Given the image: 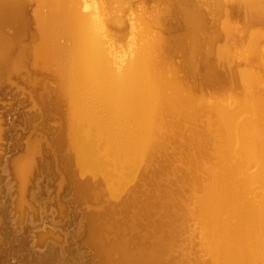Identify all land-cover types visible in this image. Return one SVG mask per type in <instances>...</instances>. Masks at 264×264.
Instances as JSON below:
<instances>
[{"label": "rangeland", "instance_id": "rangeland-1", "mask_svg": "<svg viewBox=\"0 0 264 264\" xmlns=\"http://www.w3.org/2000/svg\"><path fill=\"white\" fill-rule=\"evenodd\" d=\"M41 1L42 0H32L33 6L31 12L34 18L35 32L34 39L31 44L32 49L30 51L35 65H37L36 56L39 58V60H41V63L45 65L46 69L43 70L47 74L45 81L47 82L48 87L45 88L44 94L38 95L39 97L34 95L30 97L29 89L27 88H22L18 92H9L5 94V99L1 101L2 106L0 107V117L9 118L10 120L8 123H12L14 121L13 124L15 129L13 128L12 133H14V131L17 133L20 132L19 143L25 144L23 149L24 151H20L18 153L22 156H19L24 159L23 157L26 156V153L27 155L31 154L30 156L25 157V161L27 160V162L30 163L32 167L35 156L42 148V145L46 144L45 141L47 140V135L45 134V126L41 120V113L43 111V107H45L47 104L44 102V98H53L52 93H54V91L56 90L55 95L57 97L62 96L67 98L60 100L62 109H65V117L69 120V124L68 121H66L68 125H64V139L66 140L67 145L73 144V141H78L79 144H81L84 148V151H91V153L86 152L87 158L85 154L83 155L82 153V160H77L76 163L79 167L77 176L81 177L83 169L87 170V173L85 172L84 175L85 178L83 179L88 181L86 182L88 191L91 189V186L89 189L88 184L92 183V185L94 186L95 183H100L101 180H106V186H101L99 184L101 188L97 187L95 188V190L92 188L89 192L87 191L88 193L85 192L88 196L87 198L90 199L86 198L85 193V195L81 194L78 196V198L85 197L86 200H92L91 197H94L98 194L99 197L103 196V202H100L99 204H97V206H89L90 209H88L89 207L87 209H84V205H80L77 207L78 209H76L80 210V207H82V210H80L81 212H84L85 210L92 211L94 213L95 210L101 209L102 206L111 207L109 209L107 208L105 212L106 218L109 219L110 216L119 217L120 220L123 221L122 226L124 227V229L121 231L122 233L127 232L126 229L128 230V225H130V228L133 229V224L136 220H138L139 224H145L144 227L146 230L144 229L142 231L141 235L143 236L138 239L135 251L144 250L147 252H151L154 250L155 243L157 241L165 243L170 242L172 248H170V251L165 254L168 264H201L203 260L205 264H220L219 262L222 263L224 252L223 249L220 248V242L225 237V234L228 233V236L231 238L234 234L237 233V221L234 222V220H236L237 218L233 213L230 212H234V210H236V212L239 211L238 213H240V211L241 213H244L243 210H246L245 213L248 212V214H251V210H249V208H254L252 209L253 213L255 211H262L264 208V178H262L264 177V175L261 176V178L259 177V179L258 177H253L254 179L251 178L255 175L256 172L260 170L261 173L264 174V21L258 19L256 21L252 20L251 17H249L246 5L242 0H73L78 4L76 6L79 12L88 15V17L96 24V29L99 32L101 48L104 57L108 61V65L113 70V72L116 74H122L131 64H140V61L141 63H145L144 59L148 60L149 58L151 65L147 67L145 63L144 69H146L144 71L147 75L152 77V84L154 86L160 87L162 100L156 103L157 106H155L154 109L157 107L159 109H155L158 111H154L153 109L154 113H152V116L159 120V122L160 120H162V123L160 122L162 128L160 130L161 132L157 134L158 136L154 135L157 136V138L152 136L153 138L144 140L145 144L141 143V145H133L131 146V148L126 146L123 149V157L125 156V159L123 158V162L121 161L119 165L117 164L115 166V168L112 164L113 161H111L99 151L97 142L93 140V138H91V135H89L87 122H85L82 118H79L78 115L76 116V114L71 109L69 97L64 92L60 91L59 87H57V76L59 73L60 77L61 59L57 55L49 58L41 51V33L37 24V18L40 14H43L46 11V7L43 6V3H41ZM185 1H187L189 4L187 2L185 3ZM178 2L180 4H178ZM182 5H185V7L188 9H193L192 5L195 8L197 7L196 9L194 8V10L200 17L199 18L197 16L198 20L199 22L200 20L204 22V24L200 25V29L203 28L201 29L203 32L199 30V33L201 31V35H199V33H195L196 35H194L196 39L198 38L196 40L197 46L195 43L194 47L192 46V41L190 43L193 34H191V32H188L187 28L184 27L182 18L180 16L181 14H179L181 10H184L181 9L183 7ZM164 8L170 10L169 12L171 15L169 14L163 16L164 14L162 12V9ZM186 8L185 10H187ZM212 10H215V12ZM160 13L163 15H161ZM174 16H176L177 19H175ZM170 17L175 20L173 27L174 29H172V32L174 34L172 32H168L167 30L168 27L166 25V21ZM201 17L204 19H202ZM116 21L118 23H116ZM164 33H166L168 36ZM58 35L61 36V34ZM62 36L64 35L62 34ZM62 36H57L56 42L58 43L56 44L63 47H69L71 45V39L67 36ZM198 40L200 42H198ZM169 47H171V49H168ZM35 48H38L40 50L39 52L41 55L38 56L37 53H35ZM145 48L146 50H144ZM143 50L146 53L145 55H143ZM214 52L216 53V55ZM138 53L140 56L138 55ZM23 54L26 55L25 52H23ZM144 56L148 58L145 57L142 61L141 58H143ZM200 56L203 59H201ZM138 57L140 60L136 61ZM182 60L183 63L181 67L180 63L182 62ZM208 60H210L211 62ZM198 63L202 68H200ZM202 63L205 65V67ZM208 65H210L211 67L210 70L207 69V71H212L211 73L209 71L206 72V68L209 67ZM149 67H152L150 68L152 69V71L149 70ZM152 72L154 75L152 74ZM203 72L204 74L206 73V76L203 74ZM202 76L203 79H201ZM202 80H204V82L206 81V83H203ZM171 86L173 87V89H170L172 88ZM174 87L176 88L174 89ZM173 90H176V92L174 91L175 93H177L176 95H174ZM179 92L180 97H178ZM90 97L92 99V105L94 106L93 110L96 109V111L94 110L96 113L103 116L106 115V112L103 113V107L101 105L99 106L100 103L98 101V98L95 95H91ZM179 98H183V100H179ZM177 99L178 101H176ZM170 101H173L172 104ZM182 101H185L184 106L180 103ZM67 103H69L70 112L73 118L68 112ZM96 103L99 104L97 105ZM218 104L222 107V109L224 108L225 111L231 114L236 112V116L235 114H233L234 116L231 115L233 119L231 118V122H228L230 125L232 124V127H228V123L226 124L221 118L216 116L217 114L212 108H214V106H218ZM177 105L180 106L181 110L185 112H182L181 110L179 111ZM188 106L194 108L189 109ZM206 106H208V108ZM204 107L206 109H203ZM242 107H244V110ZM171 108H173L174 111ZM169 109L171 110L170 112L167 111ZM184 113L187 115H185ZM173 114H177L178 116H174ZM52 116L57 117L56 115H54V113ZM245 117H247V119L252 122L255 139L258 140V145L256 146L257 156L251 163H249V159H247L248 155H246V152L244 150H238L240 148L237 126H239L240 121H242V119ZM188 118H190L189 121L192 120V118L193 120L189 122L187 121ZM184 120L187 122H185ZM163 123L164 125H162ZM49 124L53 129L57 127L59 123L51 120ZM59 125L62 127L61 124ZM115 126H119L118 128H115V132L118 131L116 132V134L120 135L125 128V123L115 124ZM195 128L199 131V135L198 131L195 130ZM7 129L8 126L6 127V131ZM0 130V142H2L3 127L1 126V120ZM161 133H163L165 136ZM195 133L199 138L197 137V135H195ZM159 134H161V136ZM27 141L29 144L27 143ZM183 141L185 142L183 143ZM48 142L50 143V147L47 155V160H49L51 163L53 162L56 166L55 168L57 169V171L62 174L59 171L58 167L60 155L57 152L58 146L61 145V141L59 138H57L56 140H53V138H51L48 140ZM185 146L187 148H185ZM25 148L27 152L25 151ZM28 148L31 150V152ZM32 148H35L36 153H34L35 151H33ZM67 148L69 149V147ZM108 153L112 155V153ZM223 155L224 157H227V159L223 158ZM20 157H17L14 161L20 160ZM191 157H193V159ZM194 160L196 163L194 162ZM2 161L4 162V164L6 163L5 159ZM152 161L155 162L154 165L149 166ZM90 162L93 163L94 168L88 166ZM86 163L89 170L83 168ZM123 163H125V167ZM248 163L250 166H246ZM46 169L47 165L45 164L44 171ZM115 169L117 170V172H119L118 174H116V171L115 173L113 172ZM32 170L33 169L31 168V174L33 175ZM138 172H142L145 177L149 178L150 176V179L146 178L145 180H138L136 177L137 174L134 175V173ZM252 173L254 175H252ZM86 175H89L88 177L91 176V182ZM179 175L180 177H177ZM4 176L7 177L6 179L7 181H9L12 187L10 190L11 200L9 210L12 215H16L15 223H17L20 212L16 209L15 206V202L17 200L16 198L18 197V179L16 178V175L14 173V163H12L10 170L6 166L5 174L0 173V179ZM173 176H176L175 179H173ZM40 178H42V174L38 177V179ZM97 178H99L100 181H98ZM176 178L179 179L177 182ZM111 179L114 180L115 183L112 182ZM63 180L64 177H62L61 175L59 180L60 182L57 183L58 190L61 189ZM136 180L138 184L142 183L143 185L141 184V189H136L135 192L131 193V197L129 198L132 199V203L134 202L133 204L130 203L124 207H121L122 205H114L115 203H113L112 199H110V203L108 204L109 195H119L124 191V188L127 190L129 186L136 188L134 185L136 183ZM166 180L172 183H161V181L166 182ZM174 180L175 182H173ZM174 183H178L177 186L179 188ZM182 183H184V185ZM30 184L31 182L28 184V186ZM39 185L43 186L42 182H39ZM181 185H183L182 187L185 190L181 187ZM209 185L214 189H210L211 187H209ZM111 188H113V190ZM174 189L178 191V195L176 191H174ZM36 190V186L32 185L31 188L27 191V200L30 203V206L34 205L32 202V198L30 197V193L34 195L36 193ZM150 192L152 193L150 194ZM191 192H193L194 194ZM70 193V191L65 190V192L62 194V198H69ZM210 193L216 194L215 198L213 199V209L212 206H209L212 204L209 203L208 205L210 209L214 210V208L216 209L217 207L221 209V211L220 209L215 210L216 212L217 210L219 211L217 212V214L219 213V220L216 223L212 222V220H216V218H213L216 217V215H213L216 214V212L211 211L209 207L205 206L203 203L202 196H207L206 194ZM98 195L96 197H98ZM189 195L191 200V196H197L198 198H200L199 201L202 207L199 214L201 216H198V220L191 217H186V220V218H184L183 216L186 207L183 208L184 210L182 208L179 209L180 203L182 201H186V203L188 202L186 198ZM216 200L218 201V203L216 202ZM186 203L184 204V206L186 205ZM69 204L70 210L72 208L71 202H69ZM156 204L160 205L161 214H164L162 218L160 216L161 219L158 218L159 222H161L163 219L166 220V215H168L169 211L173 214L172 216L175 217L172 223L168 225L167 228L162 226V224H160L158 227H152L150 226V223L148 224V226L147 223H145L150 220V217H154L157 215V210L152 211L153 213L151 214H148L146 212L147 209H153ZM190 205L193 206V204ZM26 208L27 207L24 206L23 211ZM140 208L143 210L144 214H141V217H139V219L137 218V215H140L138 213V210ZM35 212H37V210H35ZM181 212L183 213L180 217ZM210 212L213 213V217L208 214ZM229 213L233 214L235 219L232 215H229ZM144 215L147 217H144ZM74 218L77 223L80 222L78 220H85V217L83 216ZM88 220L91 226L98 225V228L100 223L102 222H96L91 217L88 218ZM130 221L131 224H129ZM198 221L200 223H198ZM189 222H191L192 224L190 223L188 226L187 223ZM204 222H212L210 225L212 226V228L211 230H206V232L204 231L203 237V230L208 228V225L206 226ZM221 223L224 224L221 225V230L223 228V230L227 229V231H222L223 237H221L219 229ZM194 224H196V226ZM189 227L192 229H190ZM194 227L197 229L196 232H194L196 230ZM86 228L90 230L89 225H86L85 229ZM147 228L149 231L147 230ZM86 231L84 230V232ZM173 231L174 233L177 232L175 233L177 236L174 235L173 237ZM171 233L173 234L171 235ZM186 233L194 236H190L189 234L187 235ZM171 241L173 242L171 243ZM191 242L193 243L191 244ZM183 244L186 245L184 246ZM209 244L211 245L209 246ZM186 246L187 248H185ZM189 246L191 247L189 248ZM205 247L209 250L207 251ZM130 248H133L132 244L130 245ZM117 251L121 252V258L114 262L120 261L123 257L124 250L118 249ZM183 253L185 254V256L183 255ZM193 254L197 255L195 256ZM197 256L198 258L201 257L199 258L201 260L203 258L204 259L197 262L199 260L198 258H196ZM220 257H222L221 261Z\"/></svg>", "mask_w": 264, "mask_h": 264}, {"label": "bare ground", "instance_id": "bare-ground-1", "mask_svg": "<svg viewBox=\"0 0 264 264\" xmlns=\"http://www.w3.org/2000/svg\"><path fill=\"white\" fill-rule=\"evenodd\" d=\"M118 1H121V0H118ZM242 1L246 5L249 17H251L252 20L256 21L258 19V20L264 21V0H242ZM186 2L187 1H185V3ZM41 3H43V6L46 7V11H45V13L40 14L37 18L38 19L37 24L39 27V31L41 33L40 48H41V51L47 55V57L51 58L52 56L57 55L61 59V61H60L61 62L60 63V77H59V73H58L57 87H59V90L64 92L69 97L71 109L76 114V116L78 115L79 118H82L85 122H87L89 135H91L92 136L91 138H93V140H95L97 142L98 147H99V151L101 153H103V155H105L111 161H113L112 164L115 167L117 164L119 165L120 162L125 157V156L123 157V152H124L123 149L126 146L131 148V146H133V145H137V144L141 145V143L145 144L144 140L149 139V138H153L152 136L160 133L161 132L160 130L162 129L161 125H160V122L162 120H160V122H159V120H157L156 118H154L152 116V113H154V111H158V110H155L158 107L154 109V107L157 106L156 103L159 102L160 100H162V97L160 94V87L154 86L151 82V81H153L152 77L147 75L144 71L146 69V68L144 69L145 63H146L147 67L149 65H151L150 61H149L150 59L148 57L144 56L143 58H141L142 61L145 57L148 58V60L144 59L145 63H143V62L141 63V61H140V64H136V65L131 64L122 74L114 73L113 70L109 67L108 61L104 57V54H103V51L101 48V41H100V37H99V32L96 29L97 28L96 24L88 17V15L79 12V10L77 9V6H76V5H78L77 3H75L73 0H42ZM178 4H180V3L178 2ZM218 4H219V2H218ZM193 5H192L193 9H188L185 7V5L184 6L182 5L187 10H185V8H183V7L182 8L180 7L181 9H184V10H181L179 14H181L180 16L182 18V22L184 24V27L187 28L188 32H191V34H193L192 39L190 40V43L192 41V44H193L192 46L194 47L196 40L198 39V38L196 39L194 37V35L198 34L199 30L203 29V28L200 29V27H201L200 25L204 24V22H202L201 20L199 22V20H198L199 15H197V12H195V10H194L195 7ZM186 6H188V5H186ZM175 7H176V5H175ZM11 8H13V7H11ZM9 9L10 8H3L0 6V25L6 24L8 22L10 23V21H13L14 23H16L15 22L16 21L15 16H17L18 14L15 11H17V10L15 9L13 14H9V13H11ZM18 10H20V9H18ZM169 11L170 10H168L167 8H164V9H162V12L164 15L161 13L160 14L163 16L169 15L170 14ZM212 11L215 12V10H212ZM178 12H179V10H178ZM218 12H219V10H218ZM22 13L24 14L23 11H22ZM174 17H175V19H177L176 16H174ZM202 19H204V18H202ZM116 23H118V22L116 21ZM17 25H19V24H17ZM18 30L20 32V29H18ZM201 31H200V33H201ZM200 33H199V35H201ZM58 34H61V36L63 34L64 36L69 37L71 39V45L69 47L68 46L63 47V46H59L58 44H56V43H58V42H56L57 36L61 37ZM179 35H181V34H179ZM64 36H62V37H64ZM33 37H34V35H33ZM67 37H65V38H67ZM201 38H202V36H201ZM185 39H186V36H185ZM198 42H200V41L198 40ZM198 44H201V43H198ZM196 46H197V43H196ZM142 48H143V46H142ZM144 50H146V48ZM195 50H196V48H195ZM207 50H208V48H207ZM209 50H210V48H209ZM39 51L40 50L38 48H35V53H37L38 56L41 55ZM143 51H140V52H143ZM23 52H24L23 48L20 49L19 47H15L13 45L12 41H10V40L4 41L0 38V83L5 81V79H8L7 76H9L10 74H12L18 70V66L15 63H12V64L8 63V59L10 58V55H13V56L16 55V57H18V56L20 57V56H22ZM145 54L146 53L144 51L143 55H145ZM138 55H139V53H138ZM143 55H141V56H143ZM215 55H216V53H215ZM136 56H137V52H136ZM40 57H42V56H40ZM36 59H37V65L40 64V66L43 67V69H46L45 65L41 63V60H39V58L37 56H36ZM201 59H203V58L201 57ZM137 60H140L139 57H138V59H136V61ZM208 61H210V60H208ZM211 64H213V63H211ZM199 66H200V64H199ZM203 66L205 67L204 64H203ZM208 66L209 67L206 68V72H208L210 70L211 66L210 65H208ZM150 68H152V67H149V70L152 71V69H150ZM200 68H202V67L200 66ZM207 69H209V70L207 71ZM155 70H157V69H155ZM210 73H208V74H210ZM152 74H153V72H152ZM203 74H204V72H203ZM202 78H203V76H202ZM209 78H210V76H209ZM220 80H222V79H220ZM215 81H216V79H215ZM175 88L176 87H174V89ZM170 89H173V87ZM186 90H187V88H186ZM55 91H54V93H52L53 98H51V97L46 98L45 97L44 102L49 103V104H46V106L48 105V107H49V105H50L51 108L54 110V112H53L54 115L58 116V115H60V111L58 110L60 100L67 99V98L62 97V96L57 97L55 95ZM174 91L176 92V90H173V92ZM175 92H174V95L177 94ZM215 92H217V91H215ZM212 93H213V91H212ZM162 94H163V92H162ZM179 94H180V92L178 93V97H180ZM91 95H93V96L95 95L98 98V101L100 104L99 103H96V104L97 105L99 104V106L101 105L103 107V109H104L103 113L106 112L107 113L106 115L103 116L101 114L96 113L95 112L96 109H94L95 111L93 110L94 106L92 105V99L90 97ZM95 98H93V99H95ZM180 99L183 100V98H179V100ZM176 101H178V99ZM172 102H171V104H172ZM184 102L182 101L180 103L184 106ZM161 105H159V106H161ZM67 107H68V112L72 116V114L70 112L69 103H67ZM170 107H173V106H170ZM206 107L208 108V106H206ZM244 107H246V106H244ZM244 107H242L243 110H244ZM178 108L180 111L181 110L180 106H178ZM188 108L193 109L194 107L192 108L191 106H188ZM153 109H154V111H153ZM171 109L174 111L173 108H171ZM175 109L177 110L176 107H175ZM203 109H206V108L204 107ZM212 109L217 114L216 116L221 118L226 124L228 122L229 123L231 122L230 121L231 118L233 119V117H231V115L235 114V116H236V112L231 114V113L225 111L224 108L222 109V107L219 106V104H218V106H214V108H212ZM167 111L170 112L171 110L169 109ZM182 112H185V111H182ZM211 112H213V111H211ZM53 113H52V115H53ZM174 113H176V112H174ZM161 115H162V113H161ZM176 115H174V116H176ZM185 115H187V114H185ZM189 116H190V114H189ZM189 116H187V117H189ZM72 118H73V116H72ZM189 119L190 118H188L187 121H189ZM192 120H193V118H192ZM192 120H190V121H192ZM187 121H185V122H187ZM13 122L8 123V129L6 131V135L9 138L12 135V133H9V132L11 130H13V128H14ZM119 123H125V128L123 129V132L120 135H117L116 132H118V131L115 132V128H118L119 126L116 127L115 124H119ZM66 124L67 123H65L64 125H66ZM64 125H62V127L59 130H57V133L55 134V136L53 138V140H56L57 138H59L61 141V145L58 146L57 152L60 155L58 167H59V171L62 174H60L57 171V169L55 168L56 166L54 165L53 162L51 163L49 160L46 159L45 164L47 165V169L42 174V178L35 180V182L33 183V185H35L36 189H37L36 193L34 195L32 193H30V197L32 198V202L34 204L32 206H30V203L27 200V191H28L29 186H30V185L28 186V184L31 182V177H32L31 168L33 169V166L31 167L30 163H28L27 160L25 161V157L30 156L31 154L27 155V153H26L25 154L26 156L23 155L24 159H22L20 156H18L21 159L13 162L14 163V173L16 175V178L18 179V192H17L18 197L16 198L17 199L16 202L14 200L16 209L19 210V212H20L19 219L17 220L18 224L15 223L16 215L15 214L12 215V213L9 210V207H10L9 205H10V200H11L10 190L12 187H11L9 181H7L6 176H4L3 178L0 179V264H168L167 257L165 254L168 251H170L169 249L172 247L170 245V242L165 243V242H160V241H157L155 243V248L151 252H147L144 250H137L135 252H127L124 248L127 246V243L125 242L126 240L125 239L121 240V242L117 245H114L111 248V250H112V252H115L118 249H123L124 253H123L122 259L118 262H114L111 259H107V258H109L108 257L109 253L106 252V254H105V252L103 250V246H102L103 245L102 244L103 239H102V236L99 235L98 227H97L98 225L97 226L92 225L93 226L92 227L89 224L88 218L91 217L96 222L102 221L99 218L103 217L102 215H104V214H101V213L105 212L107 210V208L109 209L111 207H109V206L103 207L102 206L101 209L95 210L94 213L92 211H85V210H84V212H81L80 210H82V207H80V210H77L78 209L77 207L80 205H84V209L85 208L87 209L89 207V202H91V200H86V198L88 197L87 194L85 193L88 191V186H87L86 182H88V181L83 179V178H85L84 175H85V172L87 173V170L83 169V171L81 173V177L77 176L79 167L77 166L76 162L78 159L82 160V156H81L82 153H83V155L85 154V156H86V152L91 153V151L90 150L84 151V148L82 147L81 144H79L78 141L77 142L73 141V144L67 145L66 140L64 139ZM162 125H164V123ZM171 125H172V123H171ZM229 126L232 127V124L231 125L229 124L228 127ZM231 127H230V129H231ZM237 127H238V129H237L238 135H239L238 141H239V148H240L238 150H244L246 152V155H248L247 159H249L248 160L249 163H251L257 156L256 155V146L258 145V140L255 139V133L253 132L252 122L249 119H247V117H245L242 119V121H240L239 126H237ZM256 127H258V126H256ZM195 130H197V129L195 128ZM163 133H164V131H163ZM163 133H161V134H163ZM0 134H1V130H0ZM161 134H159V135L161 136ZM201 134H202V132H201ZM195 135H197V134L195 133ZM198 135H199V131H198ZM198 135H197V137H198ZM157 136H154V137L157 138ZM185 141H183V143ZM153 142H155V141H153ZM191 142H192V140H191ZM27 143H28V141H27ZM67 147H69V149ZM185 148H187V147L185 146ZM32 149H33V151H35V148H32ZM59 150L61 152H59ZM25 151H26V148H25ZM30 152H31V150H30ZM108 152L112 153V155L109 154ZM34 153H36V151ZM224 155H223V158L227 159V157H224ZM86 158H87V156H86ZM191 158L193 159V157H191ZM223 158H221V159H223ZM128 162H129V160H128ZM194 162H195V160H194ZM154 163L155 162L152 161V163L149 166L154 165ZM249 163L246 166H248ZM123 164L125 167V163H123ZM188 165H187V167H188ZM190 165H191V163H190ZM88 166H90L91 168H94L93 163H91V162L88 164ZM88 166L86 163V165L83 168H86L89 170ZM5 170H6V163L4 164V162L1 160L0 161V173L5 174ZM115 171L117 172L116 169L113 172L115 173ZM32 172H33V170H32ZM118 173L119 172H117L116 174H118ZM172 174H174V173H172ZM61 175H62V177H64V180H63L61 189L58 190V184L57 183L60 182L59 180H60ZM134 175H136L138 180H145L146 178H148V177H145L142 174V172L134 173ZM252 175H254V174L252 173ZM263 175L264 174H262L261 170H260V171L256 172L255 175L252 176L251 178L254 179L253 177H258V179H259V177L261 178V176H263ZM116 176H118V175H116ZM90 177H88V178L91 182ZM173 177H174L173 179H175L176 176H173ZM177 177H180V175ZM189 177H190V175H189ZM262 178H264V177H262ZM148 179H150V176ZM178 180L179 179L176 178V182ZM249 180H250V178H249ZM105 181L106 180H101V182H103L102 186L103 185L106 186ZM164 181H165V179H164ZM39 182H42L43 186L39 185ZM112 182H114V180H112ZM169 182H168V180H166V182L161 181V183H163V184L169 183ZM173 182H175V180ZM179 182H181V181H179ZM170 183H172V182H170ZM178 183H176V184L174 183V184L177 186ZM243 183H246V182H243ZM182 184L184 185V183H182ZM88 185H89V189L91 186V189L93 188L95 190L96 187L94 188L92 183L88 184ZM183 185H181V187ZM165 186H167V185H165ZM187 187H188V185H187ZM209 187H211V186L209 185ZM209 187H208V189H209ZM111 189L113 190V188H111ZM210 189H214V188L211 187ZM65 190L70 191L71 193L69 194V198L63 199L62 194L65 192ZM101 190H103V189H101ZM125 190L126 189L124 188V191ZM174 191H176V193L178 192L175 189H174ZM244 191H245V189H244ZM152 192H150V194ZM84 193L86 194V198L85 197H83V198L79 197L78 198L79 195L84 194ZM191 193H193V192H191ZM177 195H178V193H177ZM206 195L207 196H202L203 203L205 206H208L209 203L212 204L209 206H212V209H213V201H214L213 199L215 198L216 194L210 193V194H206ZM89 197H90V195H89ZM126 197H128V198H126ZM129 197H131V196H129V195L125 196L126 201H124L123 207L132 203V199ZM191 198H192V200L190 199V195L187 196L186 200L188 202L186 203V201L185 202L182 201L180 203L179 209H181V208L183 209L184 207H186L184 214H183L184 218L191 217V218L197 219L198 216L199 217L201 216V215H199L201 212L200 209L202 207L200 205V201H199L200 198H198L197 196H194V197L191 196ZM87 199H90V198H87ZM96 199H98V197H96ZM157 199H159V198H157ZM136 201H137V199H136ZM69 202H71V205H72V208L70 210H69V207H70ZM216 202L218 203L217 200H216ZM185 203H186V205L184 206ZM190 204H193V206H191ZM24 206L27 207L24 210L25 212L23 211ZM171 206H173V205H171ZM154 207H153V209H147L146 212L148 214H151V213H153L152 211L157 210L158 211L157 215L154 217H150V220L148 218L149 221H147L145 223H147V226L150 223L151 224L150 226H152V227H155V226L158 227L160 224H162V226L167 228L168 225H170L172 223V221L174 220L175 217L172 216L173 214L169 211L168 215H166L167 216L166 220L163 219L162 220L163 223H162V221L159 222L158 218H160V216L162 218V216L164 214L163 215L161 214L160 205L156 204ZM214 207H216V206H214ZM88 209H90V207ZM175 209H178V208H175ZM209 209H210V207H209ZM212 209H210V210L215 211L216 209H220V208L217 207L216 209L214 208V210H212ZM252 209H254V208H249V210H251V214H248V212L245 213L246 210H243V209H241V210H243L244 213H241V211H240V213H238L239 211L236 212V210L233 209L234 212L232 211L230 213H233L236 216V218H237L236 220H234L235 217L233 216V214L229 213V215H232L234 217V219H233L234 222L237 221V224H238V225L236 224V227H237L236 232L237 233L234 234L231 238L228 236V233H227L224 235L225 237L221 240V242H220L221 247L220 248L223 249L224 256H223L222 263L219 262L220 264H264V208L262 211H259V212L255 211L254 213L252 212ZM35 210H37V212H35ZM101 210H102V212H101ZM220 211H221V209H220ZM247 211H248V209H247ZM217 212H219V211L217 210ZM217 212H216V214H213L211 212H210L211 214L208 213L212 217H213V215H216V217H213L214 219L216 218L215 221L212 220L213 223H216L219 220L218 219L219 213L217 214ZM138 213L140 215L136 214L137 218L141 217V214H144V212L141 208L138 210ZM182 213L183 212L180 213V217H181ZM79 216L85 217V220L84 221L82 219L78 220L80 222L77 223L74 217H79ZM144 217H147V216L144 215ZM204 217H205V215H204ZM187 218H186V220H187ZM180 219H182V218H180ZM212 222H206V223L204 222L206 224V226L208 225V228L203 230V237H204V231L206 232V230H209V229L211 230L212 226H210V225ZM85 223H86V225L90 226V230H88V228L85 229V226H86ZM190 223L191 222L187 223L188 226ZM198 223H200V222L198 221ZM129 224H131V221L129 222ZM201 224H203V223H201ZM222 224L223 223H221L220 227H219L221 237H223L222 231H227L226 228H225L226 230H223L224 229L223 227H222L223 229L221 230ZM139 225L140 224H139L138 220H136L135 223L133 224L134 228L133 229L131 228V231L133 233H135V232L138 233V231L141 232V227ZM143 225H145V224H143ZM194 225L196 226V224H194ZM176 227H177V225H176ZM143 228L145 229V227H143ZM190 229H192V228H190ZM84 230L85 231L87 230V231L84 232ZM147 230H148V228H147ZM153 231H154V229H153ZM164 231H166V230H164ZM174 231H173V233H174ZM196 231H197V229L194 232H196ZM190 232H192V231H190ZM173 233H171V235ZM175 233H177V232H175ZM175 233L173 234V237H174V235H176ZM191 234H193V233H191ZM141 236H143V235H141ZM141 236H140V238H141ZM190 236H194V235H190ZM173 241H171V243ZM35 243H36V245H35ZM192 243L193 242H191V244ZM183 245L185 246L186 244H183ZM189 245H190V243H189ZM210 245L211 244H209V246ZM196 246H198V245H196ZM190 247L191 246H189V248ZM185 248H187V246ZM174 250H175V248H174ZM206 250L208 251L209 249L206 248ZM180 253H181V251H180ZM183 255L185 256L184 253H183ZM193 255H195V254H193ZM199 256H200V253H199ZM186 258H187V256H186ZM196 258H198V256ZM199 258H201V257H199ZM184 259H185V257H184ZM196 260H194V261H196ZM202 260L199 259L197 262L202 261ZM221 260H222V257H220V261ZM201 264H205L204 260H203V262H201Z\"/></svg>", "mask_w": 264, "mask_h": 264}, {"label": "water", "instance_id": "water-1", "mask_svg": "<svg viewBox=\"0 0 264 264\" xmlns=\"http://www.w3.org/2000/svg\"><path fill=\"white\" fill-rule=\"evenodd\" d=\"M0 6L3 8H10L9 10L11 13L9 14H13V12L16 9L17 11L15 12L18 14L17 16H15L16 23H14L13 21H10V23L8 22L6 24L0 25V38L4 41L5 40L12 41L15 47H19L20 49L23 48V51L26 54V55L23 54V56H20V57L19 56L16 57V55L15 56L10 55V58L8 59V63H11V64L15 63L18 66V70L10 74L9 76H7L8 79H5V81L7 80L6 82L4 81L3 83L0 84V107H1L2 106L1 101L5 99V96H6L5 94L9 92H12V91L18 92L22 88H27L29 89L30 97L33 95L39 97L38 95L45 93V88H47L48 86H47V82L45 81L47 74L45 73L43 68L40 66V64L39 65L34 64L35 62L33 61V57L30 51L32 49L31 44L34 39L33 35L35 32V29H34L35 23H34V18L31 12L32 6H33L32 0H0ZM22 11L24 12V14L22 13ZM174 23H175V20L171 17L166 21L168 32H172ZM18 29H20L21 33L19 32ZM168 49H171V47H169ZM182 63H183V60L180 63L181 66H182ZM202 81L203 83H206L204 82V80ZM59 107H60L59 110H60L61 116L58 115L57 117L52 116V113L54 112V110L51 108L50 105L49 107L48 105L43 107V111L41 113V120L45 126V134L47 135V140L45 141L46 144L42 145V148L39 150V152L34 158L33 175L31 177V184L29 186V189L31 188L35 180H37L38 177L44 173V165L46 163V159H47V155H48L49 147H50V143L48 142V140L51 138H54L55 134L57 133V130L61 128L59 124L64 125L66 121H68V124H69V120L66 119L65 117V112H64L65 109H62L61 103ZM64 108H65V105H64ZM0 120H1V126L3 127L2 142H0V161L5 159L6 166L10 170L13 161L19 155H21L18 153L20 151L23 152L25 144L19 143L20 132L17 133L14 131V133H12V130H11L9 132V133H12L11 137L10 138L7 137L5 132H6V127L8 126V122L10 120L9 118L0 117ZM51 120H54L57 123H59L57 127L52 129V126H50L49 124ZM59 152L61 151L59 150ZM97 180L100 181L99 178H97ZM99 184L102 186L101 182L95 183L94 188L95 187L101 188ZM135 187L136 188L129 186L127 190L123 191L119 195H113V196L109 195L108 197L109 202L107 201L108 204L110 203V199H112L113 203H115L114 205H122L121 207H123L124 201H126L125 196L128 194L131 196V193L135 192L136 189L137 190L141 189V184L135 183ZM95 196L91 197L92 200L91 202H89V206L91 207L97 206V204L104 201L103 196L102 197L98 196V199H96ZM105 212H103L104 214L102 215L103 217L99 218L102 220V222L99 225L100 229L98 228V232H99V235L102 236V239H103L102 246H103V250L105 254L106 252L109 253V256H108L109 258L107 259H112V261H117L121 258V252L120 251L112 252L111 248L114 245L119 244L122 239H125L126 240L125 242L127 243L125 250L127 252L135 251L136 246H137L136 245L137 241L140 238L141 233L144 230L143 227L145 225H143V227H142L143 223L139 225L141 227V232L138 231V233L137 232L133 233L130 228L131 226L128 225L129 227H128V230H126L127 232L122 233L121 231L124 229V227L122 226L123 221H121L119 217H112V216H110V218L108 219L106 218ZM131 244L133 245V248H130Z\"/></svg>", "mask_w": 264, "mask_h": 264}]
</instances>
